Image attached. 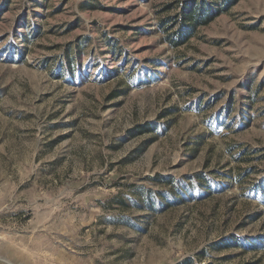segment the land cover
<instances>
[{
  "label": "rangeland",
  "instance_id": "374dc122",
  "mask_svg": "<svg viewBox=\"0 0 264 264\" xmlns=\"http://www.w3.org/2000/svg\"><path fill=\"white\" fill-rule=\"evenodd\" d=\"M189 1L0 0V264H264V0Z\"/></svg>",
  "mask_w": 264,
  "mask_h": 264
},
{
  "label": "trees",
  "instance_id": "16d2710c",
  "mask_svg": "<svg viewBox=\"0 0 264 264\" xmlns=\"http://www.w3.org/2000/svg\"><path fill=\"white\" fill-rule=\"evenodd\" d=\"M235 1V0H232ZM231 0H222V4H224V7H226ZM92 5V4H91ZM94 6V5H92ZM222 5H219L218 2L212 1L208 3L206 0H192L187 3H185L182 7L181 15L179 16V23L180 28L179 30L173 35V40H171V43L174 47H178L182 44H184L196 26L198 24H206L209 22L213 16V13L216 11H219L220 7ZM22 39L24 41H27V36L22 34ZM110 53L112 55L116 54V45L115 44H109ZM136 131V132H135ZM134 132L138 134L143 133H152L155 132V129L151 124L144 125L139 127V129H136ZM122 205H125L126 203L124 201H120ZM182 264H192L190 263H182Z\"/></svg>",
  "mask_w": 264,
  "mask_h": 264
}]
</instances>
